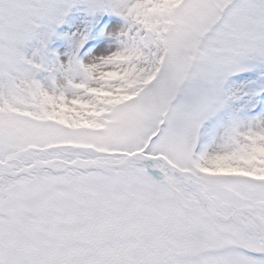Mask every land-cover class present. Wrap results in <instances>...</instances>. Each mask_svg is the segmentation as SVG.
<instances>
[{"label":"snow or ice","instance_id":"1","mask_svg":"<svg viewBox=\"0 0 264 264\" xmlns=\"http://www.w3.org/2000/svg\"><path fill=\"white\" fill-rule=\"evenodd\" d=\"M0 264H264V0H0Z\"/></svg>","mask_w":264,"mask_h":264}]
</instances>
